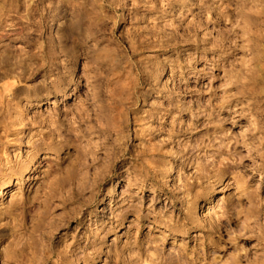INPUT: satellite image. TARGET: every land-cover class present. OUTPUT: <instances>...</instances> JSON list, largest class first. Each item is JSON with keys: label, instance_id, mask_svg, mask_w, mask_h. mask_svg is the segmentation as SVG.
<instances>
[{"label": "rangeland", "instance_id": "obj_1", "mask_svg": "<svg viewBox=\"0 0 264 264\" xmlns=\"http://www.w3.org/2000/svg\"><path fill=\"white\" fill-rule=\"evenodd\" d=\"M0 22L24 87L0 91V264H264V0H0Z\"/></svg>", "mask_w": 264, "mask_h": 264}, {"label": "bare ground", "instance_id": "obj_2", "mask_svg": "<svg viewBox=\"0 0 264 264\" xmlns=\"http://www.w3.org/2000/svg\"><path fill=\"white\" fill-rule=\"evenodd\" d=\"M174 3H175V0H167V7H170ZM1 18H3V16ZM1 21H2V19H1ZM5 36H10V35L8 32H5L4 35L0 34V38L5 37ZM7 68H8V69H6L7 71H1L0 72V91L2 92L3 98L7 97L10 99H14L15 97H17L19 95V93L23 92L22 90L24 89V87L20 86L19 75L13 71L14 66L9 65V66H7ZM41 88H44V87H41ZM60 91L61 90H57V92H60ZM77 118L79 119V121L88 120V116H84V115H82V116L78 115ZM221 160H222V158H221ZM123 166H124V163H121L117 169L119 170ZM220 166H221V168H219L217 170V175L224 174L226 172L231 173L230 169H229L230 167L228 164L222 162V163H220ZM61 258L62 257H57L55 260L52 261V256H49L44 251L43 255H41L40 262H41V264H43L45 262H51L52 264H60L63 261Z\"/></svg>", "mask_w": 264, "mask_h": 264}]
</instances>
